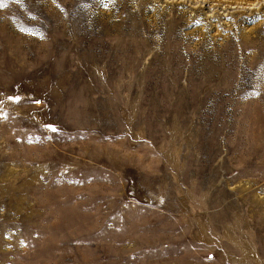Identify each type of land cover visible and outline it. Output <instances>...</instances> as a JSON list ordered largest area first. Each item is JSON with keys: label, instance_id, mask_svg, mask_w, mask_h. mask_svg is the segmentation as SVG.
<instances>
[{"label": "rangeland", "instance_id": "1", "mask_svg": "<svg viewBox=\"0 0 264 264\" xmlns=\"http://www.w3.org/2000/svg\"><path fill=\"white\" fill-rule=\"evenodd\" d=\"M0 5V264H264V0Z\"/></svg>", "mask_w": 264, "mask_h": 264}, {"label": "snow or ice", "instance_id": "2", "mask_svg": "<svg viewBox=\"0 0 264 264\" xmlns=\"http://www.w3.org/2000/svg\"><path fill=\"white\" fill-rule=\"evenodd\" d=\"M0 6H2V5H0Z\"/></svg>", "mask_w": 264, "mask_h": 264}]
</instances>
